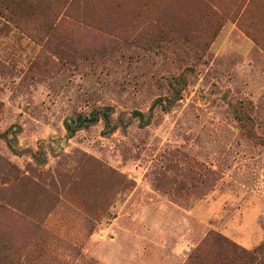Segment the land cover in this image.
<instances>
[{"label":"rangeland","instance_id":"374dc122","mask_svg":"<svg viewBox=\"0 0 264 264\" xmlns=\"http://www.w3.org/2000/svg\"><path fill=\"white\" fill-rule=\"evenodd\" d=\"M0 133V264L257 247L264 0H0Z\"/></svg>","mask_w":264,"mask_h":264},{"label":"trees","instance_id":"16d2710c","mask_svg":"<svg viewBox=\"0 0 264 264\" xmlns=\"http://www.w3.org/2000/svg\"><path fill=\"white\" fill-rule=\"evenodd\" d=\"M171 102L168 101V103ZM110 110L111 108L106 107L102 111H92L88 116L77 115L72 121L73 123L71 122L73 125L65 122L68 134H73L78 128L97 122L100 117L104 121V131L106 133L111 132L115 128V125H110ZM133 115L143 122V113L135 111ZM4 136L5 133H0V137ZM210 238L218 245V252L216 254L218 264H264V242L251 250H247L218 233H213ZM196 263H201L199 256L194 258V264Z\"/></svg>","mask_w":264,"mask_h":264}]
</instances>
